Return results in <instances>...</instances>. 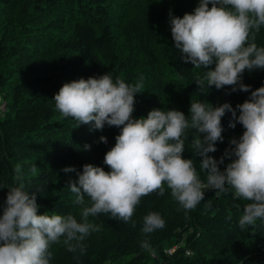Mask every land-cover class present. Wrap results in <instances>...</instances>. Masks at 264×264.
I'll return each instance as SVG.
<instances>
[{
	"label": "trees",
	"instance_id": "1",
	"mask_svg": "<svg viewBox=\"0 0 264 264\" xmlns=\"http://www.w3.org/2000/svg\"><path fill=\"white\" fill-rule=\"evenodd\" d=\"M170 1L176 0H0V13L15 14L13 28L0 23V204L10 186L22 183L30 194L36 193L39 214L72 215L81 222V207L68 182L78 179L77 172H82L85 164L109 170L104 156L114 146L120 129L105 125L97 130L94 122L78 126L77 121L57 118L60 113L53 99L65 78L68 83L110 73L113 79L120 77L131 85L142 81L143 92L135 95L134 118H146L153 109H175L189 117L191 100H204L214 107L227 102L233 107L250 97L251 91L232 92L229 86L219 90L211 86L206 94L198 91L195 80L208 69L185 63L171 33L159 44V16L177 9ZM190 4L196 8L199 0ZM47 14L56 17L41 23ZM35 39L41 47L33 49L32 56L46 61L43 55L51 54L57 71L19 77L17 72L2 70V64L14 59L11 50L21 47L33 51ZM256 43L264 46V27ZM157 55L179 81L178 91L168 93L158 85L144 84ZM140 58L143 68L138 67ZM209 67L214 69L215 65ZM64 68L73 71L62 76ZM30 71L26 69L27 74ZM241 79L254 91L264 86V69L246 70ZM227 118L226 112L221 120L224 139L216 143L219 159L232 147ZM239 130L243 134L244 128ZM69 131L85 136L64 134ZM101 136L107 143L100 141ZM194 136L190 131L185 139L183 157L194 161L200 179L206 182L191 142ZM69 166L76 172L65 173L63 169ZM225 166L220 165L221 171ZM247 203L234 200L231 189L226 193L205 189L204 200L185 211L165 185L164 195L153 193L141 199L131 221L113 219L110 214L90 216L89 221L100 230L81 242L86 253L52 243L50 264H264V221L239 226ZM150 211L159 213L165 226L144 234L143 217ZM145 241L147 249L141 247Z\"/></svg>",
	"mask_w": 264,
	"mask_h": 264
},
{
	"label": "clouds",
	"instance_id": "2",
	"mask_svg": "<svg viewBox=\"0 0 264 264\" xmlns=\"http://www.w3.org/2000/svg\"><path fill=\"white\" fill-rule=\"evenodd\" d=\"M170 25L181 59L208 69L195 80L199 92L229 86L232 92L251 91L250 97L235 108L227 102L214 107L204 100H191L189 117L175 109H153L146 118H134L135 95L143 92L142 81L131 85L107 73L64 83L53 99L62 117L74 118L78 126L94 122L97 130L105 125L120 129L104 156L109 170L85 164L77 172L78 179L68 182L75 202L83 206L81 222L72 215L39 214L35 192L30 194L22 183L10 186L0 204V264H50V245L61 237L69 251L85 254L81 242L100 230L90 216L110 214L113 219L131 221L141 199L153 193L164 195L165 185L185 211L204 200L205 189L218 193L231 189L234 200L249 201L239 217L241 228L264 221V86L252 91L241 79L246 70L264 69V46L256 43L264 27V0H199L192 13L171 17ZM226 112L231 113L229 128L239 123L244 131L239 139H231L232 147L217 160L209 153L216 152V143L224 139L221 120ZM190 131L195 133L191 142L202 158L206 182L194 161L183 157ZM99 139L107 143L105 136ZM225 158L230 162L221 171ZM63 171L76 169L69 166ZM164 226L159 213L150 211L143 217L141 231L148 234ZM141 247L147 249L149 244L145 241Z\"/></svg>",
	"mask_w": 264,
	"mask_h": 264
},
{
	"label": "rangeland",
	"instance_id": "3",
	"mask_svg": "<svg viewBox=\"0 0 264 264\" xmlns=\"http://www.w3.org/2000/svg\"><path fill=\"white\" fill-rule=\"evenodd\" d=\"M188 2V3H187ZM192 2V0H181V1H175L174 3L171 1L169 3H171V5L173 7H176L177 9L175 10H171L168 13H165L164 15H160V13H157V17L158 18V34H159V44H163L164 42L167 41L170 33H171V25H170V19L171 17H183V15L185 13H192L194 11L195 6L191 5L190 3ZM188 4V5H187ZM158 11V9H156ZM52 14V13H51ZM51 14H47L45 16H43L40 19V22L43 23L45 21H48L50 18L52 17H56L55 14L52 15V17H50ZM14 13H0V23H8V27L10 29V27H14L15 23H14ZM13 25V26H11ZM8 34V32H7ZM6 34V36H7ZM9 40V39H8ZM41 43H39L38 39H35L32 44H31V49H38L41 46ZM14 46V45H13ZM42 49V48H41ZM44 49V48H43ZM19 50V51H17ZM22 50V51H21ZM11 53L14 55V59L11 60L10 62L4 63L2 64L1 68L3 71H11V72H17V76L19 77H31L34 76L33 74H49V73H54L55 71L58 70L56 63H55V59L53 58V56L51 54H46L43 55L44 58L46 59V61L42 58L39 57H34L32 56L33 53H35V51H31L30 49H23L21 47L15 48L14 50H11ZM46 53V52H45ZM48 57H52V58H48ZM36 59H39L38 61H36ZM153 65L150 66V71L151 73L149 74L148 78H146L144 80V84H148V85H155V86H159V88L162 89H166V91L169 92H176L179 89V81L174 78L172 72L168 69L167 66H165V64L162 62V60L160 59V57L157 55V57H153ZM20 65H25V66H20ZM144 63L143 60L140 58L139 62H138V67L139 68H143ZM25 69V70H22ZM26 69L31 70L29 74L26 73ZM62 71V70H61ZM71 71H73V68H64L62 71V76L63 75H67L68 73H70ZM68 78H65V80H61V82L59 83L60 87H62V85L64 83H66L68 80ZM236 106H233V108H235ZM1 110H4V106L1 105ZM237 115H239V112L237 110ZM227 121H228V136L230 139L236 138L239 139V137L242 135V133L240 132L239 128L243 127L241 124L237 123L236 127L234 129L229 128V121L231 120V113L227 112ZM59 119L62 120H69L72 123H75L76 120L72 117H68V118H64L61 116V114H59V116L57 117ZM65 135H70L71 137L73 136H85L82 133L79 132H75V131H69V132H65ZM101 134L99 133L97 135V137H99ZM209 155L213 156L214 158H216L217 160H219L218 155L216 154V152L214 153H209ZM199 156V155H198ZM200 159H202L199 156ZM229 159L225 158V162L226 165L227 163H229ZM105 170H107V168H104ZM238 201H245L243 199H237ZM85 202L86 204H90V200L87 196H85ZM81 207V211H82V205H79ZM63 242H58L55 247H61L63 244Z\"/></svg>",
	"mask_w": 264,
	"mask_h": 264
},
{
	"label": "built area",
	"instance_id": "4",
	"mask_svg": "<svg viewBox=\"0 0 264 264\" xmlns=\"http://www.w3.org/2000/svg\"><path fill=\"white\" fill-rule=\"evenodd\" d=\"M173 249H171L170 251H172Z\"/></svg>",
	"mask_w": 264,
	"mask_h": 264
}]
</instances>
